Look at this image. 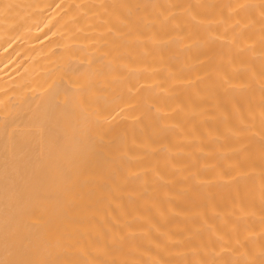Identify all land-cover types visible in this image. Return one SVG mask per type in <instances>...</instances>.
I'll return each instance as SVG.
<instances>
[{
  "label": "bare ground",
  "instance_id": "1",
  "mask_svg": "<svg viewBox=\"0 0 264 264\" xmlns=\"http://www.w3.org/2000/svg\"><path fill=\"white\" fill-rule=\"evenodd\" d=\"M0 264H264V0H0Z\"/></svg>",
  "mask_w": 264,
  "mask_h": 264
}]
</instances>
